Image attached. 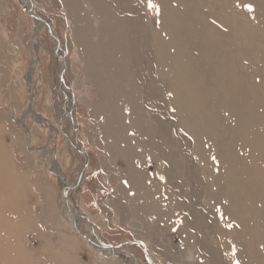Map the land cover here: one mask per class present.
I'll use <instances>...</instances> for the list:
<instances>
[{
	"label": "rangeland",
	"instance_id": "1",
	"mask_svg": "<svg viewBox=\"0 0 264 264\" xmlns=\"http://www.w3.org/2000/svg\"><path fill=\"white\" fill-rule=\"evenodd\" d=\"M114 140L130 146L122 152L170 147L225 201L238 192L222 186L223 146L254 181L264 171V0H0V264H256L239 242L256 230L208 207L206 192L197 213L210 226L141 211L133 168L145 161L163 177L153 155L132 168L122 154L114 161ZM203 231L213 256L195 241Z\"/></svg>",
	"mask_w": 264,
	"mask_h": 264
},
{
	"label": "bare ground",
	"instance_id": "2",
	"mask_svg": "<svg viewBox=\"0 0 264 264\" xmlns=\"http://www.w3.org/2000/svg\"><path fill=\"white\" fill-rule=\"evenodd\" d=\"M198 89L201 90L202 86H198ZM182 107L187 110V103H184ZM209 116L212 119L215 118L213 113H211ZM147 124H149V120L143 117V128H148ZM142 132L149 138L148 131ZM123 134L124 133L120 134L119 136H123ZM163 135H167V132L165 130L163 132ZM164 136L162 138L166 143L169 140H167V137ZM125 140L129 141V139ZM114 141V143L113 141L111 142V147H108V149L112 150L114 154L113 155L110 151V155L112 156V159H114V161H117V157L115 156V154H122L127 162H131L130 168H132L134 160L141 154H143V158L146 155H153L155 157V162L153 161V165L157 169L156 171L163 177V180H158L156 175L149 176L148 172L142 169L145 161H141L137 164L139 166L137 167L138 169L133 168L134 173L136 174L138 179H133V182L136 186H141V188L144 190V196H140V200H142L143 202V204L139 206V209L141 211L150 210L154 213V216H156L157 214L158 216L161 215V217H163L162 214H165L164 216L168 218L175 215L176 212L184 213L185 215H188L191 225H196L199 228L202 226H210L211 223L209 222V215L203 216L197 213L198 210L202 211V208L199 207L198 202L199 195H201V193L203 192H206L210 195L207 201L209 204L208 207L220 206L222 210L229 209L232 211L233 217L236 221L248 223L250 227H253L256 230L257 238L251 237L254 233V230L248 229L246 230V232H244V234H242V238L241 235L239 236V242H244L245 247L248 248V256L246 257V259L254 260L256 264H264V262H261L259 259L260 254L264 253V171L262 169L259 168L260 170L255 180L251 181V179H248V175L250 173L249 166L240 165L238 163V155L232 149L223 146L221 160L226 162L227 167L220 168V176H227L228 180L226 181V183H223L222 186H226V194L229 196L235 195L236 191L238 192V194L234 196L233 200L225 201L220 199L219 197H214L213 193L210 192L211 189L209 185L211 184H205L203 186L204 190H202V182L198 176L199 169L195 166L193 167V165L189 168L187 164L181 162L179 160L180 155L173 152L170 147H151L150 142H144L145 145L142 144V147L145 150H149L146 153H139L134 150L122 152L120 150L121 148L129 150L130 146L121 145L122 147H119L120 144L117 143L118 140ZM128 144L131 145V143ZM170 144H172V142ZM227 152L229 153L227 154ZM158 160H160V162H158ZM231 172H236V174L234 175H237L238 173V180H236V177L230 175ZM127 174L130 175L129 172H127ZM184 174L190 178L189 184L193 185V203L190 208H187L182 200V198L184 197V183L180 182V178ZM158 195L162 197L160 199L166 198V200H156V196ZM248 200H250L249 203ZM165 203L166 205H164ZM160 208H164V210L160 211ZM243 215H245V219ZM213 228L214 234L218 236L225 235V233L221 230L215 228L214 226ZM196 230L198 231V229ZM205 232L207 231H203L201 234H197L196 236H194V238L197 244L200 245V248L208 251L211 256H213V254L211 253L212 250H209L211 246L210 242L206 238ZM208 232L212 233V231ZM228 237L231 238L232 235H228ZM244 255L245 254L243 252H240V254H238V257L242 258Z\"/></svg>",
	"mask_w": 264,
	"mask_h": 264
},
{
	"label": "snow or ice",
	"instance_id": "3",
	"mask_svg": "<svg viewBox=\"0 0 264 264\" xmlns=\"http://www.w3.org/2000/svg\"><path fill=\"white\" fill-rule=\"evenodd\" d=\"M149 7H153V5L151 3H149ZM246 7L248 8L249 11L252 10V6L251 5H246Z\"/></svg>",
	"mask_w": 264,
	"mask_h": 264
}]
</instances>
